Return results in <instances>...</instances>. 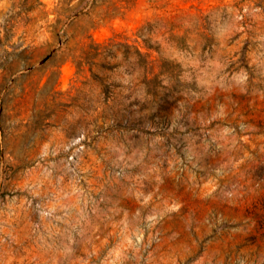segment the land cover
Segmentation results:
<instances>
[{"label": "rangeland", "instance_id": "374dc122", "mask_svg": "<svg viewBox=\"0 0 264 264\" xmlns=\"http://www.w3.org/2000/svg\"><path fill=\"white\" fill-rule=\"evenodd\" d=\"M0 264H264V0H0Z\"/></svg>", "mask_w": 264, "mask_h": 264}]
</instances>
